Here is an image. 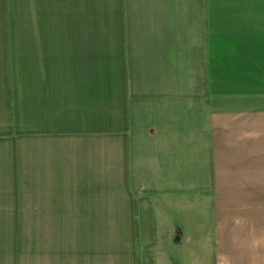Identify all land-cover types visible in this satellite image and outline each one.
<instances>
[{"label":"crops","instance_id":"1","mask_svg":"<svg viewBox=\"0 0 264 264\" xmlns=\"http://www.w3.org/2000/svg\"><path fill=\"white\" fill-rule=\"evenodd\" d=\"M207 230L264 264V0H0V264H196Z\"/></svg>","mask_w":264,"mask_h":264},{"label":"rangeland","instance_id":"2","mask_svg":"<svg viewBox=\"0 0 264 264\" xmlns=\"http://www.w3.org/2000/svg\"><path fill=\"white\" fill-rule=\"evenodd\" d=\"M205 236L204 239L208 242L206 246L203 245V242L200 240V244L197 245L198 247H196V254H197V263L196 264H209L207 261L205 262V256H208L210 253V245L209 242L212 239V234H210V230H207L204 232ZM211 235V236H210ZM213 249V247H212ZM212 254V251H211ZM211 264H214L213 262H211Z\"/></svg>","mask_w":264,"mask_h":264}]
</instances>
